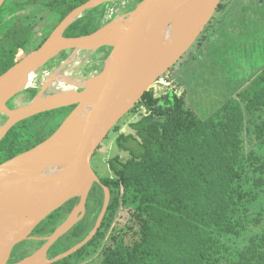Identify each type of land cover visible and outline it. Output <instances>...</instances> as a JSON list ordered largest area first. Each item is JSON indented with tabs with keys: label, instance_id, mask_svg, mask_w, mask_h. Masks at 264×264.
Returning <instances> with one entry per match:
<instances>
[{
	"label": "trees",
	"instance_id": "16d2710c",
	"mask_svg": "<svg viewBox=\"0 0 264 264\" xmlns=\"http://www.w3.org/2000/svg\"><path fill=\"white\" fill-rule=\"evenodd\" d=\"M85 1L5 0L0 7V75L31 44L32 50L38 48ZM106 4L85 11L64 35L100 28L109 21L101 10ZM29 8L38 10L26 13ZM50 20L48 30L37 36V26ZM102 49L106 57L108 50ZM68 53L62 51L59 61ZM34 93L29 87L21 94L29 99ZM72 107L60 109L62 120ZM139 109L145 114L130 124L134 133H119L115 139L128 158H110L114 176L99 177L110 191L99 231L71 256L52 264H66L107 233L112 243L97 264H264V68L239 98L227 99L206 118L192 110L185 91L155 96L150 88L129 112ZM28 122H18L0 141V162L49 136ZM90 197L98 212L102 186L95 183ZM122 207L129 211L130 223L123 232L109 231ZM85 225L73 228L71 244L60 253L84 239L91 229Z\"/></svg>",
	"mask_w": 264,
	"mask_h": 264
},
{
	"label": "water",
	"instance_id": "95a60500",
	"mask_svg": "<svg viewBox=\"0 0 264 264\" xmlns=\"http://www.w3.org/2000/svg\"><path fill=\"white\" fill-rule=\"evenodd\" d=\"M5 0H0V7ZM118 0H86L70 11L43 43L0 75V141L18 122L55 109L71 111L37 145L0 162V264H52L76 252L96 233L110 201V191L92 167L95 151L108 133L157 79L189 50L222 0H140L97 30L65 36L85 11ZM109 47L100 71L77 81L58 74L76 53ZM70 54L42 81L39 91L15 108L7 103L28 88L29 76L62 51ZM68 87L49 91L53 82ZM104 199L95 226L82 241L48 259L47 249L78 222L92 186ZM67 218L45 237L34 253L9 263L13 247L29 238L40 222L73 198Z\"/></svg>",
	"mask_w": 264,
	"mask_h": 264
},
{
	"label": "rangeland",
	"instance_id": "374dc122",
	"mask_svg": "<svg viewBox=\"0 0 264 264\" xmlns=\"http://www.w3.org/2000/svg\"><path fill=\"white\" fill-rule=\"evenodd\" d=\"M232 1L236 3L232 13L225 14L226 17L223 18L221 11L217 13L212 21L213 25L225 21V26H219L217 29V26L212 25L211 30L208 31L209 36L213 33L211 39L207 43L198 44L197 46L193 45L182 56L178 62L179 65L177 64L178 73L173 76L170 74L162 76L152 85L151 88L155 96H160L170 90H176L178 94L185 91L186 99L192 110L201 118H206L227 99L239 98V94L264 68V0H226L223 3L229 4ZM120 4L122 3L116 2L112 5L107 3V6H101V10H104L105 14L109 10H116L117 13L113 16L114 18L118 15L119 10L120 12L126 11V8H118ZM135 4L136 2L132 6ZM37 10L29 8L25 12L31 14L37 12ZM228 10L229 8L225 10L226 13ZM51 22L50 20L47 21V24L44 23L41 26H37V33H39L37 36H42L41 33L45 28L48 30ZM34 38L38 39L37 37ZM33 46L34 43L21 52L18 55L19 59L31 51ZM99 55V51H94L92 54L91 52L82 51L81 56L77 58L70 69L78 73L80 69L84 71L92 70L96 64L93 65L91 59H96ZM104 55L105 52L103 51L101 57ZM190 57L193 58L189 60ZM58 61L59 57H55L47 62L45 67H43V71L39 70L31 87H39L43 81V74L48 73L50 65H56ZM21 93L17 95L18 97H14L15 100L11 101V103L20 104L25 102L27 96ZM11 103L9 102V104ZM59 113L60 109L48 114L31 117L28 123L36 132L51 135L62 120ZM144 114V109L128 112L116 124L117 128L112 129L100 144L91 160L92 167L99 177L114 176L108 166L110 158L116 155L122 160L128 158V153L116 146L115 139L119 133H134L130 124L136 122ZM4 118V116L0 115V124L3 123ZM47 218L40 222L39 227H46ZM129 223V211L122 207L115 216L109 231L113 230L114 233L123 232ZM108 237L109 233L101 242L98 241L97 245L88 247L86 252L69 258L66 264H97L102 258L104 247L112 243ZM71 242L72 238L70 236L63 237L55 247V253L70 245ZM29 244H31L32 248L39 245L38 242Z\"/></svg>",
	"mask_w": 264,
	"mask_h": 264
},
{
	"label": "flooded vegetation",
	"instance_id": "af4514ba",
	"mask_svg": "<svg viewBox=\"0 0 264 264\" xmlns=\"http://www.w3.org/2000/svg\"><path fill=\"white\" fill-rule=\"evenodd\" d=\"M140 0H118V1H114V2H109V4H114V3H116V2H119V3H122V4H120V5H118V8H126L125 10L126 11H124V12H120V10L118 11V9H117V11H118V15L117 16H119V15H121V14H124V13H126V12H128V11H130V10H132L135 6H136V4L139 2ZM223 1H226V0H222L221 2H220V4L218 5V7L216 8V10H215V12H214V14H213V16L211 17V19L209 20V22L207 23V25L204 27V29L202 30V32L200 33V35L197 37V39L195 40V42L192 44V46L193 45H195V46H197L198 44H202V43H207L210 39H211V37H212V35H213V31L211 32L212 34L209 36V32L208 31H210L211 30V28H212V25H213V23H212V21L214 20V18H215V16L217 15V13H219V12H221V13H223L222 14V16H224L223 18H225L226 17V15L227 14H229V13H232V9H234V5L236 4L235 2H231V3H229V4H224L223 3ZM136 2V4L134 5V6H132L134 3ZM128 3V4H127ZM231 4V5H230ZM107 6V5H106ZM229 8V10L227 11V13H226V9H228ZM223 10H224V12H223ZM115 13H117V12H115ZM226 14V15H225ZM215 25V27L218 29L219 28V26H225V21H221L219 24H214ZM213 25V26H214ZM191 46V47H192ZM190 47V48H191ZM189 48V49H190ZM104 49H105V51H106V49L108 50V53H109V51H110V48L109 47H104ZM97 51H99V56H98V58H96V59H91L93 62V65L94 64H96V66L92 69V70H86V71H84L83 69H80L79 70V73L78 72H74V71H72V72H70L69 74H68V76L70 77V78H72V79H74V80H77V81H80V80H83V79H86L87 77H89L90 75H92V74H95V73H97L98 71H100V69H101V66H102V61L104 60V58L105 57H101V55L103 54V49L102 48H100V49H98ZM189 51V50H188ZM70 50H69V53H68V55L70 54ZM87 52V51H86ZM93 52H91V54H92ZM187 53V52H186ZM57 57V56H56ZM101 57V58H100ZM182 58V57H181ZM193 57H190V59L189 60H191ZM65 59V58H64ZM63 59V60H64ZM63 60H61V61H59L58 63H56V65H50V69H49V72L47 73H44L43 75V80H44V78L47 76V75H49V74H51V73H53L54 71H55V69L59 66V64L63 61ZM181 60V59H180ZM179 60V61H180ZM178 61V62H179ZM178 62L171 68V69H169L165 74L167 75V74H170L171 76H173V75H175V73H178L177 71H179V69L177 68L178 67ZM89 64H91V63H89ZM178 64V65H177ZM92 65V66H93ZM45 67V66H44ZM82 68V67H81ZM40 71H43V68H41L40 69ZM164 74V75H165ZM163 75V76H164ZM41 85V84H40ZM40 87V86H39ZM39 87H35L34 89H35V93H34V95L39 91ZM33 95V96H34ZM32 96V97H33ZM16 97H18V96H15V98ZM32 97H30L29 99H27L26 101H28V100H30ZM15 98H13L12 99V101H14L15 100ZM25 101V102H26ZM25 102H23V103H25ZM23 103H15L14 102V104L13 103H11V105L9 104V101H8V103H7V105L10 107V108H15V107H17V106H20V105H22ZM73 108V107H72ZM71 108V109H72ZM61 109V108H60ZM71 109H70V111H71ZM57 110H59V109H55V110H52V111H49V112H54V111H57ZM70 111H68V113L70 112ZM44 113H46V112H44ZM67 113V114H68ZM38 115H40V114H38ZM38 115H35V116H38ZM59 115H61V112L59 113ZM3 116V115H2ZM35 116H33V117H35ZM67 116V115H66ZM65 116V117H66ZM31 118V117H30ZM6 119V117L4 118V120ZM29 119V118H28ZM63 121V120H62ZM61 121V122H62ZM96 172V171H95ZM96 174H97V172H96ZM98 175V174H97ZM94 186V185H93ZM93 186H92V188H93ZM91 191V190H90ZM70 201H73V203L71 204V205H67V203L66 204H64L63 206H61L59 209H57L55 212H53L52 214H50L49 216H48V220H47V225H46V227H44V226H42V227H39V224L36 226V228L33 230V232L30 234V236H31V238H29V239H27V240H24V241H22V242H20V243H18V244H16L14 247H13V249H12V252H11V255H10V258H9V263H12V262H15V261H18V260H20V259H22V258H24L25 256H28V255H30V254H32V253H34L36 250H38L43 244H45V242H46V240L44 239L45 237H47L48 235H50L54 230H55V228L57 227V226H59L66 218H67V216L70 214V212L73 210V208H74V206L76 205V204H78V202H79V198L78 197H76V198H73V199H71ZM92 199H91V197H90V192H89V194H88V196H87V200H86V203H85V211H84V213H83V215H82V218L78 221V222H76L75 224H74V226L67 232V233H65L64 235H62L60 238H58L48 249H47V252H46V257L48 258V259H50V258H52V257H54V256H56L57 254H59L60 252H58V253H55V247L57 246V244H59V241L63 238V237H65V236H68L69 235V233L73 230V228L75 227V226H77L78 224H80L81 223V225H88V227L90 226L91 227V229H90V231L92 230V228L95 226V224H96V221H97V218H98V216H99V213H100V211H101V208H102V205H103V201H102V204H101V206H100V208H99V210H98V212H97V205L96 206H94V208L92 209L91 208V205H92ZM106 213H107V210H106V212H105V214H104V216H103V219H102V221H101V223H100V225H99V227H98V229H97V231H96V233L99 231V228L101 227V224H102V222H103V220H104V217L106 216ZM97 214V215H96ZM96 216V217H95ZM91 220H94V222H93V224L92 223H90L91 222ZM85 225V226H86ZM49 230H50V232H49ZM89 231V232H90ZM96 233L94 234V236L96 235ZM93 236V237H94ZM83 240V239H82ZM81 240V241H82ZM98 241H100L101 242V240H99V238H98V240L96 239V240H94L93 241V243H94V245H96V244H98L97 242ZM31 242H38L39 243V245L37 246V247H35V248H32V246H31V244H29V243H31ZM80 242V241H79ZM78 242V243H79ZM77 244V243H76ZM94 245H88L87 247H93ZM74 246V245H73ZM67 247V246H66ZM86 247V248H87ZM65 248V247H64ZM63 248V249H64ZM69 249V248H68ZM67 250V249H66ZM65 250V251H66ZM62 252H64V251H62ZM61 252V253H62ZM69 256H71V255H69ZM68 256V257H69Z\"/></svg>",
	"mask_w": 264,
	"mask_h": 264
},
{
	"label": "bare ground",
	"instance_id": "6f19581e",
	"mask_svg": "<svg viewBox=\"0 0 264 264\" xmlns=\"http://www.w3.org/2000/svg\"><path fill=\"white\" fill-rule=\"evenodd\" d=\"M81 56V52L76 53L74 59L66 66L64 67L61 71H59L58 74H61V76L65 77L68 76V74L72 71L71 66L73 65V63L76 62L77 58H79ZM39 73V70H37L36 72L32 73L27 81V85L28 87L33 86L32 82L34 81V79L36 78L37 74ZM69 85L62 82V81H57V82H53L52 84H50L49 86V91H57V90H61L64 89L65 87H68Z\"/></svg>",
	"mask_w": 264,
	"mask_h": 264
},
{
	"label": "built area",
	"instance_id": "2783aa9c",
	"mask_svg": "<svg viewBox=\"0 0 264 264\" xmlns=\"http://www.w3.org/2000/svg\"><path fill=\"white\" fill-rule=\"evenodd\" d=\"M115 12H116V10L115 11H113V10H109L106 14H105V19H112L113 18V16L115 15ZM160 78H162V76L161 77H159L158 79H160ZM157 79V80H158Z\"/></svg>",
	"mask_w": 264,
	"mask_h": 264
}]
</instances>
